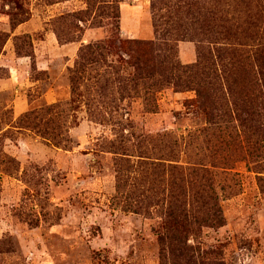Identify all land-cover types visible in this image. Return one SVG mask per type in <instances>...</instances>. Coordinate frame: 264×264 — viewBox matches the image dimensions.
Here are the masks:
<instances>
[{
  "label": "rangeland",
  "instance_id": "rangeland-1",
  "mask_svg": "<svg viewBox=\"0 0 264 264\" xmlns=\"http://www.w3.org/2000/svg\"><path fill=\"white\" fill-rule=\"evenodd\" d=\"M262 43L264 0H0V264H264Z\"/></svg>",
  "mask_w": 264,
  "mask_h": 264
},
{
  "label": "trees",
  "instance_id": "trees-1",
  "mask_svg": "<svg viewBox=\"0 0 264 264\" xmlns=\"http://www.w3.org/2000/svg\"><path fill=\"white\" fill-rule=\"evenodd\" d=\"M114 9H115L114 13L116 14V11L118 13V7L116 5H114ZM253 46H254L253 49H251L247 53V55H250V56H248L246 60L253 62V67L256 66V68L258 69V74L262 78L260 79L262 85H259V93H260L259 100H261L260 106H259V118L260 120H263V124H264V114H263L264 113V95L262 96V94H264V43L260 45H253ZM129 48L132 50V52L136 51L139 54V62L148 65V69H149V63L146 62L144 58H149L152 54H154V51H153L154 44L142 43V42H131L129 45ZM134 55H133V58H134ZM150 72L151 71H148L149 75H150ZM251 74L252 72H250V75ZM196 91L199 96L201 94V90L197 89ZM206 183L209 184L210 180H206ZM191 217L193 219H196V215L193 213L191 214V216L186 215L183 218L182 216H180L179 218L181 219L180 223H178L176 227L170 226V230H173V234L175 238V239H172L174 240V243L176 245L172 247L174 254H175V251L177 252V250H181V246L179 244L183 243L184 235L190 232V227H191L190 223L194 222V221H191L190 219ZM192 260H193V263L196 262L194 255L189 260H187V262H191Z\"/></svg>",
  "mask_w": 264,
  "mask_h": 264
}]
</instances>
